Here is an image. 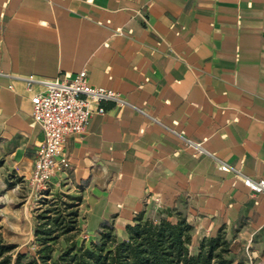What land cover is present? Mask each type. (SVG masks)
Instances as JSON below:
<instances>
[{"label":"crops","instance_id":"1","mask_svg":"<svg viewBox=\"0 0 264 264\" xmlns=\"http://www.w3.org/2000/svg\"><path fill=\"white\" fill-rule=\"evenodd\" d=\"M83 70L133 106L66 137L52 184L82 197L86 231L180 213L193 252L223 231L234 264L264 262V194L213 158L264 179V0H0V179L28 181L44 141L22 78Z\"/></svg>","mask_w":264,"mask_h":264},{"label":"trees","instance_id":"2","mask_svg":"<svg viewBox=\"0 0 264 264\" xmlns=\"http://www.w3.org/2000/svg\"><path fill=\"white\" fill-rule=\"evenodd\" d=\"M81 203L80 196L46 191L37 214V250L31 256L16 252L17 246L0 235V264H234L223 231L204 238L193 252V226L180 213L175 221L140 214L126 227L125 240L118 238L113 225L105 224L98 240L77 245ZM62 239L67 246L58 248Z\"/></svg>","mask_w":264,"mask_h":264},{"label":"built area","instance_id":"3","mask_svg":"<svg viewBox=\"0 0 264 264\" xmlns=\"http://www.w3.org/2000/svg\"><path fill=\"white\" fill-rule=\"evenodd\" d=\"M87 1L91 3L94 0ZM117 32L122 31L117 29ZM22 80L26 82L28 89L35 85L42 87V90L32 97V118L33 124L41 127L44 141L37 150L35 167L27 181L32 193L42 197L49 190L57 173L70 167V161L64 152L66 137L83 134L94 114L106 113L105 103H114L120 110L132 105L118 92L92 85L86 70L73 77L66 76L64 79L47 80L32 75ZM136 109L150 116L147 108ZM186 141L196 155L205 153L201 143ZM213 158L220 170L235 173L253 193L264 194V179L255 181L229 163L215 156ZM248 264L264 262L250 257Z\"/></svg>","mask_w":264,"mask_h":264},{"label":"rangeland","instance_id":"4","mask_svg":"<svg viewBox=\"0 0 264 264\" xmlns=\"http://www.w3.org/2000/svg\"><path fill=\"white\" fill-rule=\"evenodd\" d=\"M7 179L11 180L9 182ZM0 179V235L5 243L16 245V252L26 253L31 256L38 248L36 243L35 230L37 227V214L40 205V200L43 198L40 195L35 196L27 181L22 179L9 178ZM9 183H15L14 186H9ZM53 195L60 192V188L54 184L49 188ZM88 214L81 211L79 224L81 227L80 235L75 239L77 245H81L84 241L87 246L92 241L99 238V234H89L86 230V216ZM167 212L160 210H151L146 213L145 218L151 220H159L162 217H169ZM177 218H171L175 221ZM67 242L62 239L59 242V247H66Z\"/></svg>","mask_w":264,"mask_h":264}]
</instances>
